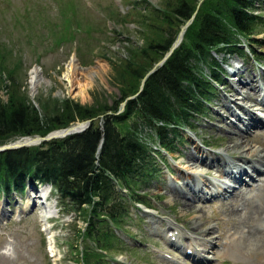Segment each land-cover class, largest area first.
I'll return each mask as SVG.
<instances>
[{
  "label": "rangeland",
  "instance_id": "374dc122",
  "mask_svg": "<svg viewBox=\"0 0 264 264\" xmlns=\"http://www.w3.org/2000/svg\"><path fill=\"white\" fill-rule=\"evenodd\" d=\"M134 1L140 0H0L2 65L14 69L13 74L20 79V87L26 91L28 98L35 101L37 108L41 97H69L90 105H97L98 101L105 99L111 104L120 95V83L114 80V68L120 59L129 60L130 51L135 49L132 47L139 46L144 40L141 25L143 17L131 8ZM147 1L153 7H163V0ZM253 5L254 12L264 20V0L254 2ZM256 31L251 36L254 39L253 46L264 57V21ZM239 41L241 47L248 49L246 40L240 38ZM212 55L225 71L221 76L222 83L216 86L209 105L202 115L192 120L191 129L180 130L183 142H177V150L174 153H162L165 163L157 161L156 174L133 184V196H143L152 208L140 203L136 204L137 207H131L118 223L123 232L111 230L105 227L106 224L96 222L94 226L98 229L97 235L85 236L89 223L88 211L57 203L52 191L45 205L39 204V198L35 197L38 195L36 189L32 190L27 185L22 192H12L9 196L0 192L3 210L7 213L0 221V264H260L261 259L256 255L259 251L255 247V237H249L242 249L234 252L225 246L228 233L222 237L217 235L224 228L222 222H230L232 219L237 221L240 218L236 208L227 206L229 202L223 204L228 195L225 200L191 198L194 208L186 213L173 202L169 192L170 186L174 184L190 197L191 192L185 183L192 182L186 178L189 171L182 161H186V152H197L195 146L200 148L198 151L204 149L221 152L232 161L242 162L232 157L235 149L225 150L224 135L229 134V124L234 122L242 127V123L223 105V99L225 97L243 104L244 100L240 96L251 92V88L243 84L246 71L254 72L258 77L257 86L261 90L255 94L256 101L244 104L251 105L252 110L261 113L259 115L264 118V103H260V97L264 96V78L261 76L264 74V60L256 62L249 55L229 56L214 51ZM72 59L75 67L71 73H66ZM199 67L204 74H208L205 64H199ZM237 67L240 71L245 70L240 72L242 77L239 80L237 76L240 73H228ZM32 70L36 71L40 80L35 89L30 86ZM8 84V76H3L0 98L4 102L8 100L5 87ZM233 109L243 114L234 104ZM135 119L136 115H133L123 127L120 126L122 131L124 127L128 129L127 125ZM255 128L249 132L250 136L254 132V136L257 135L256 138L251 137L254 138L251 144L255 148L258 146L264 154L261 145L264 143V134L259 136L256 131L260 129ZM260 128L264 129L263 126ZM138 136L150 148L158 146L159 141L150 129H139ZM200 156L204 157L202 154ZM210 160L207 158L208 162ZM247 164V161L244 162L245 167ZM206 168L208 170L201 180L220 182L217 168ZM243 178L249 184L252 183L249 175H243ZM39 187L44 189L45 186ZM214 189V186L206 187L205 191ZM125 191L128 192L127 189ZM28 194L36 202L20 213L19 208L26 203ZM43 208L49 210L50 217H42ZM194 215L208 219L209 224L214 226L211 233L202 237L201 242L209 239L213 241L214 247L205 250L204 254L212 256L205 262H199L196 255L186 256L184 245L178 249L171 243L172 239H176L177 243L183 242V239L178 240L176 234L189 232L184 226V220ZM167 223H172L175 231ZM104 233L107 237L100 239Z\"/></svg>",
  "mask_w": 264,
  "mask_h": 264
},
{
  "label": "trees",
  "instance_id": "16d2710c",
  "mask_svg": "<svg viewBox=\"0 0 264 264\" xmlns=\"http://www.w3.org/2000/svg\"><path fill=\"white\" fill-rule=\"evenodd\" d=\"M257 1L261 0H163L162 8L147 0L132 2L131 8L143 17L144 40L132 47L129 60L120 59L114 68L120 95L111 104L105 99L90 105L69 97H41L36 108L14 69L2 65L0 56V82L1 74L10 80L5 85L7 102L0 98V143L93 119L85 131L0 152V191H20L27 180L48 182L59 202L88 211L85 236L97 235L96 222L121 229L118 223L135 202L148 204L143 196H133L134 182L157 172L156 150L139 138V129H150L165 150L175 149L179 130L192 127V120L210 103L214 83L223 80L224 67L212 52L243 56L246 52L239 43L243 38L250 54L260 60L251 37L264 21L254 12ZM192 16L181 43L146 77L139 92L141 79L163 59ZM199 64H205L208 74ZM135 94L118 113L121 102ZM133 115L136 119L122 131L120 126ZM105 237L106 233L100 239Z\"/></svg>",
  "mask_w": 264,
  "mask_h": 264
},
{
  "label": "bare ground",
  "instance_id": "6f19581e",
  "mask_svg": "<svg viewBox=\"0 0 264 264\" xmlns=\"http://www.w3.org/2000/svg\"><path fill=\"white\" fill-rule=\"evenodd\" d=\"M73 60L74 59L69 61L66 73H71L73 71L75 67ZM232 71L234 74H239L245 70L240 71L237 67ZM241 73L237 76L239 77L238 80L242 77ZM36 74V71H31L30 86L33 89H35L38 82H40ZM261 76L264 78V74ZM243 77L246 78L243 84L249 86L251 88V92L243 93L240 98L243 99L244 102L249 101L252 103L256 101L255 97L258 91L260 92L261 90V87L257 86L258 77L254 74V72L251 73L248 71L245 72V76ZM235 91L236 94H239L237 90ZM261 98H264V96ZM223 100L225 101V103L223 101V105L227 106L231 115L233 114L238 122L242 123V127H239L234 122L229 124L230 129L227 132L230 135H224V143H226L225 150L235 149L232 157L242 160V162L232 161V159L223 156L221 152H209L204 149L198 151L200 148L195 146V151L197 152H186V161H182L183 164L185 163V169L189 171L186 174V178L192 182V184L190 182L185 183L191 192L190 197H187V193L184 192L181 187L174 184L170 186L169 192H171L173 202L177 203L179 207L181 206V209L185 210L186 213L192 211L194 208L191 198L194 200H202L207 199V197L213 198L215 196L214 198H216L222 195H226L227 197L228 195V199L223 204L229 202L227 203V206L231 207V209L236 208V210H238L237 212H240V218L237 221L232 219L230 222H222L224 228L220 229L217 235L222 237L226 236L228 233L229 237L225 246L234 252L240 251L242 249V245H244L249 237H255V247L256 250L259 251L256 255H259V258L261 259L260 264H264V154L258 146L255 148L251 144L253 142L252 140L257 137V135L254 136L255 132L251 136L249 135V132H251L255 127V129H260L256 131L259 136L264 134V129L260 128L262 126L264 128V119L252 110L251 105L246 106L244 102L243 104H240L238 102L230 101L225 97ZM261 101L263 102V99H261ZM233 104L236 108H239L243 112L242 115L234 111ZM261 106L259 108L263 110ZM252 136H254V138H251ZM22 141L31 143L34 139L24 138L20 139L17 143ZM261 145L264 147V143ZM199 154L204 155L206 158L202 156L198 157ZM207 158H211V160L208 162ZM246 161L249 163L246 165L247 167L244 166V162ZM212 166L217 168V171L219 172L218 179H220V182L214 180H201L202 177L204 178V175L208 170L206 167L210 168ZM246 174L249 175V178L252 181L251 184L243 178V175ZM256 177H259L258 181L256 180ZM229 181L233 182V184L239 183L240 186L235 189ZM211 186L216 187V189L208 190V192H206L205 188ZM44 195L45 194L41 196ZM26 199V203H23V205L19 208L20 213H23L26 207L30 204H34L35 202L34 198H32L29 194ZM2 205L3 203L0 200V221L2 218L7 216V213L3 210ZM225 209L227 210L228 208ZM41 215L43 218H46L47 209L43 208ZM167 226L169 228L171 227V230L175 231L172 223H167ZM184 226L187 227L189 232L176 234L178 240L183 239V242L179 243L180 248L184 245V250L191 249L192 252L190 255H196V259H198L199 262L210 260L212 256L204 253L205 250L214 248L212 245L213 241L209 239L203 240V242L201 241L205 234L211 233L214 226L209 224L208 219H202L200 215H194L191 219L185 218ZM256 250H254L253 253H255Z\"/></svg>",
  "mask_w": 264,
  "mask_h": 264
},
{
  "label": "water",
  "instance_id": "95a60500",
  "mask_svg": "<svg viewBox=\"0 0 264 264\" xmlns=\"http://www.w3.org/2000/svg\"><path fill=\"white\" fill-rule=\"evenodd\" d=\"M189 24V21L186 22V24L184 25V27L180 30V32L178 33V37L175 40V42L173 43V47L171 48V50L163 57V60L160 61L159 63H157L155 66L152 67L150 73L155 69V67L157 65H161L163 63V61L166 59L167 56H169V54L173 51V48L176 47L177 44L180 43V41L182 40V34L184 32L185 27ZM144 83V79L142 80V85ZM123 105V103H122ZM91 123V120H87V121H83V122H76L74 125H70L68 127H64V129H60V130H56L53 131L52 133H49L47 135L44 136H39V135H35L33 136L34 141L30 142H21L20 144L17 143H9V145H3L0 146V150H5V149H9V148H16V147H20L22 145H31V144H41L43 143V141H48L54 138H62L65 137L68 134H74L76 132H80L85 130V128H87V126Z\"/></svg>",
  "mask_w": 264,
  "mask_h": 264
}]
</instances>
